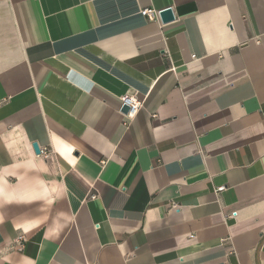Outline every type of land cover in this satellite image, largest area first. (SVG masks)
Here are the masks:
<instances>
[{
	"label": "crops",
	"instance_id": "1",
	"mask_svg": "<svg viewBox=\"0 0 264 264\" xmlns=\"http://www.w3.org/2000/svg\"><path fill=\"white\" fill-rule=\"evenodd\" d=\"M0 264H264V0H0Z\"/></svg>",
	"mask_w": 264,
	"mask_h": 264
},
{
	"label": "built area",
	"instance_id": "2",
	"mask_svg": "<svg viewBox=\"0 0 264 264\" xmlns=\"http://www.w3.org/2000/svg\"><path fill=\"white\" fill-rule=\"evenodd\" d=\"M158 13L159 12L153 9H144L140 11V15L144 17L145 19H147V21L149 22L159 21ZM121 104L124 107L128 108V112L125 114V118L128 121L136 116L139 108L141 107V100H139L135 95L125 96L121 98ZM43 156L44 158H47L49 154L46 153V154H43ZM223 190H224V187H218L215 189V193L219 194ZM95 198H96L95 196H91V199H95ZM24 242H25V238L23 236H18L15 239L14 244L18 251H22Z\"/></svg>",
	"mask_w": 264,
	"mask_h": 264
},
{
	"label": "water",
	"instance_id": "3",
	"mask_svg": "<svg viewBox=\"0 0 264 264\" xmlns=\"http://www.w3.org/2000/svg\"><path fill=\"white\" fill-rule=\"evenodd\" d=\"M158 16H159L160 22L162 24H167V23L172 22L174 20L173 11L170 8L161 10L158 13ZM123 112L126 114L128 112V108L127 107H123ZM32 148H33V150H34V152L36 154L40 153V150H39V148H38V146L36 144H33Z\"/></svg>",
	"mask_w": 264,
	"mask_h": 264
}]
</instances>
